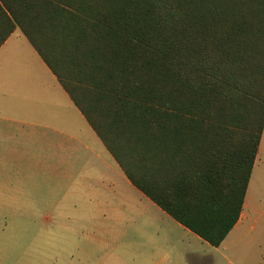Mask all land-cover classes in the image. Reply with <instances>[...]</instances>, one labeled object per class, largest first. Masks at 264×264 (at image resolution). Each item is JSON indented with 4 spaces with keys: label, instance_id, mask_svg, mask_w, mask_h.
Wrapping results in <instances>:
<instances>
[{
    "label": "trees",
    "instance_id": "trees-1",
    "mask_svg": "<svg viewBox=\"0 0 264 264\" xmlns=\"http://www.w3.org/2000/svg\"><path fill=\"white\" fill-rule=\"evenodd\" d=\"M17 29L130 182L220 247L264 133V0H0V47Z\"/></svg>",
    "mask_w": 264,
    "mask_h": 264
},
{
    "label": "rangeland",
    "instance_id": "rangeland-1",
    "mask_svg": "<svg viewBox=\"0 0 264 264\" xmlns=\"http://www.w3.org/2000/svg\"><path fill=\"white\" fill-rule=\"evenodd\" d=\"M49 87L36 82L34 50L14 36L0 52V264H264V133L236 233L253 223L216 248L126 186L102 146L101 159L36 137V122L64 100ZM83 128L73 120V134Z\"/></svg>",
    "mask_w": 264,
    "mask_h": 264
},
{
    "label": "crops",
    "instance_id": "crops-1",
    "mask_svg": "<svg viewBox=\"0 0 264 264\" xmlns=\"http://www.w3.org/2000/svg\"><path fill=\"white\" fill-rule=\"evenodd\" d=\"M14 36H16V38H19V39L25 38V40L29 43V45L31 46V48L34 50V52L36 54V82L37 81H41L43 78H48L51 81V87H49L50 89L48 88V91H47V89H45V94H49L51 97H54V98H57L58 96H61V97L64 96V100L62 99V104L57 105V103H56L57 110L55 112L47 111L48 116H50L49 121H46V119L44 117L43 118L41 117L39 122H36V128L39 129V130H44V133H39L38 134L36 132V134H37L36 137L42 138V136H43V137H46L48 139H53L54 138L55 140H67L69 142L74 141L75 144H76L74 146L75 149H76L75 151H80V150L84 149L85 151H89V152L94 153L95 155H97L98 158H101V159L104 158L102 156L101 152H95V147L94 146L96 145V149H97L98 146H102V148H105V150H107V148L105 147L103 142L100 140V138L97 136L95 131L92 129L90 124L87 122L86 118L83 116L81 111L75 106V104L73 103V101L70 98V96L68 95V93L64 90V88L60 84L58 78L53 74V72L50 70V68L47 66V64L43 61V59L40 57V55L38 54L36 49L32 46V44L29 42L27 37L22 33V31L20 29H17L6 40V42L0 47V52L10 44V42L12 41ZM34 37H35V40H36V30L34 31ZM43 39H44V41H42V44L45 47V49H47L50 53H54L55 57H56V60L59 61V65H61V67H64L65 66L64 54L59 52L58 50H54L53 49V45L54 44H53V40H52L51 36L47 35V36L43 37ZM36 86H37V88H36V93H37L38 90H39L38 89L39 88V84L36 85ZM57 88H60L59 90H62L64 93H61V91H58ZM75 119L76 120H83V122H84V128L82 129V132L77 133L76 135L71 132L72 131L73 120H75ZM107 152L109 153L111 158L114 160V162L118 166L117 168H118L119 171L115 170V172L117 173V176H119L121 178V180H123V182H124V184L126 186H129L131 188H135L143 196H145L126 177V175L124 174V172L122 171V169L120 168V166L118 165L116 160L110 154V152L108 150H107ZM247 193H248V191H247ZM145 197L148 198L147 196H145ZM248 197H249V195L245 198L243 211H242L240 220L238 221V223L236 224V226L232 230L234 232L233 233L234 236H233L232 242H231L232 244H235V242H236L235 240L238 237H241L243 234H245L247 232V230L251 227L252 223H253V221H252L250 227L244 233H238V234L236 233V230L238 229L239 224L243 220L245 209L248 207V205H247ZM148 200L151 201L155 206H158L152 200H150L149 198H148ZM256 209L258 210V207H255V210ZM255 212L257 213L258 211H255ZM255 215H254V218H255ZM179 225L182 226L181 224H179ZM188 231L191 232L190 230H188ZM198 238L201 239L200 237H198Z\"/></svg>",
    "mask_w": 264,
    "mask_h": 264
}]
</instances>
